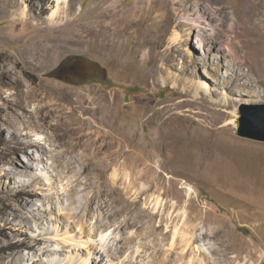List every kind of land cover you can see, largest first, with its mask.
<instances>
[{
    "label": "rangeland",
    "instance_id": "1",
    "mask_svg": "<svg viewBox=\"0 0 264 264\" xmlns=\"http://www.w3.org/2000/svg\"><path fill=\"white\" fill-rule=\"evenodd\" d=\"M97 1L69 0L53 19L54 0H0V264H109L104 249L94 253L101 232L104 245L121 256L111 264H185L191 258L194 264H264V184L244 178L247 169L264 180V140L237 132L245 107L247 130L264 135L253 119L254 107L264 105V0H153L151 15L135 12L145 21L118 29L91 22L111 2ZM198 4L209 15L201 27L181 17ZM171 11L175 23L161 26L156 15ZM201 30L205 48L196 44ZM92 37L98 44L90 45ZM35 43L46 49L58 44L59 54L41 66L29 53ZM58 82L93 103H111L125 123L137 121L153 153L149 163L160 170L153 185L148 178L131 185L130 178L115 180V170H131L114 160L121 146L110 129L99 133L77 121L71 125L77 135L63 137L56 120L46 122L49 107L61 109L65 120L77 116L67 95L51 93ZM202 134L207 148L220 137L236 140L228 153L243 173H234L229 185L212 175L176 172V153L199 143ZM30 142L41 147L24 146ZM110 162L101 176L96 166ZM157 198L162 207L156 211ZM188 230L201 251L183 255L180 234Z\"/></svg>",
    "mask_w": 264,
    "mask_h": 264
},
{
    "label": "bare ground",
    "instance_id": "2",
    "mask_svg": "<svg viewBox=\"0 0 264 264\" xmlns=\"http://www.w3.org/2000/svg\"><path fill=\"white\" fill-rule=\"evenodd\" d=\"M54 1L56 2L57 7L56 9H54L52 13L51 17L53 19L58 17V12L61 8H65V6L67 8L69 0H54ZM107 1L108 0H98L97 4L105 3ZM110 1L111 2L108 1L109 4L105 8L107 11L103 12L102 14L96 16L95 18L91 20V22H94V25L96 24L97 27L98 26H108L109 27L111 25L115 26V29H118L122 25L131 27L134 24H139L145 21L146 15L145 16L139 15V14L137 15L136 11L142 10V11H145L146 14L151 15L156 9L155 7H152L150 5L153 2V0H144V1L136 0V3L132 5L126 3L125 0H110ZM172 1H176V0H172ZM140 2L147 3V7L144 8V5L140 4ZM206 11L207 10L205 8L201 7V5L198 4L194 7V12L187 13V14L181 13L182 14L181 17L184 18L185 20L184 22L197 24L199 27H201L203 24V22H201L202 21L201 19L207 20V18L209 17ZM22 16L25 18L26 17L28 18L31 16V10L29 9L27 4L23 5L22 7ZM155 18L158 21V23L164 27H167V26L169 27L173 23H175L174 12L172 11L169 13L168 12L162 13V14L158 13ZM215 18L216 17H213V19ZM179 25L180 23H177L173 30V35H172L173 42H177L179 39L180 33L178 29L176 28ZM202 29L204 28L202 27ZM192 31H193V27H190V32ZM197 36L199 37L201 36L198 42H196L197 47L205 48L206 42H205L204 37H206V35L201 30V32L198 33ZM97 42L98 40L92 37V39L90 40V45L91 46L96 45L98 44ZM58 49H59V45L55 43L52 46H49V48L47 49L45 45L40 44V43H35L31 47L29 53L32 52L33 53L32 55L36 57V59H40L42 61L41 66H43L44 64H48L49 62H52L55 59V56L59 54ZM51 84H52L51 93H53L54 96L59 95L60 97H64L65 95H67V98L71 102H73V103H70L72 105V109L77 113L76 118L65 120L63 113H61V109H58V108L53 109L50 107L46 109V113H45L46 122L51 123L52 120H56V122L53 123V126L57 130L62 131L61 134L63 137L77 135L74 128L71 127V125L76 124L77 121H79V123H81L82 126H86L92 129L94 128L99 133L103 131L105 132V128H108L110 129V132L113 133V135L116 136L118 140H120L121 149L119 150L117 158H115L114 160L120 162V164H118L120 168L130 167V170H131L130 175L128 173L123 175L122 173H119L115 170V174H116L115 180L120 181L121 179H125V177L126 179L130 178L129 185H131V184H136L139 178L140 179L148 178L147 180L151 182V185H153V182H154L153 180H155V178H158V179L160 178L159 168L156 169V166L149 163V158L152 152L146 151L144 142L141 138V135L138 132V128H137L138 123L136 120H133L132 123H129V121H126L127 123H125L124 118L119 116L120 109H116V107H114L111 103H93L94 99L93 97L91 98L89 95L85 96L84 94L79 93L78 91H73L69 87L62 85L59 82L51 83ZM86 113H91L90 117H88L87 119L82 117V115ZM97 114L99 115V117L95 116ZM127 126L130 127V132H131L129 133L130 135L128 134V136L125 135ZM83 136L84 135H78V136H75V138L81 139L83 138ZM160 136L157 137L155 140H153L152 145H154L156 141L161 140ZM163 136L164 138L168 137L167 134H164ZM204 137L205 136L202 134L201 140L199 143H196L191 146L188 145L185 148L186 151L184 152L179 151L176 153L174 160L177 159V161H179L178 170L176 172L181 175H191L192 172H195V173L203 174L204 177L212 175L213 178H215L217 182H220V184L221 183L224 184L225 182H227L229 185L230 179L236 176V175L234 176V173L235 174H238V172L243 173V168H238V165L240 164L238 163V160L235 159L234 157H231L228 153L229 148L232 147L234 143H236V140H234L231 136H229L228 140L226 141L223 138L221 139L220 137V140H216V142L212 145V147L207 148L205 146ZM223 143H228V146L222 145ZM27 145L29 146L34 145V146H37L38 148L41 147L40 142H30V143L24 144L25 147ZM203 157L205 158L203 159ZM111 164L112 163L110 162V163H107L103 167L96 166V169L99 171L100 175L103 176L105 175L106 169L111 167ZM141 165H144V167L141 168ZM132 171H134L137 174L135 177H132L133 175ZM201 171L203 172L201 173ZM246 172L248 173L247 175L244 176L242 174L245 179L248 178L252 180L255 184L257 183V181L259 183L264 184L263 179L256 177L255 175H253L252 172L251 173L248 172L247 169H246ZM252 176L254 178H252ZM150 177H154V178H152L151 180ZM158 185L159 184L157 183L156 186ZM242 185H244V183ZM191 192H192L191 187L187 188L186 194L188 196L191 195ZM159 206L161 208L162 204H161V200L157 198L156 201L154 202V208L156 209V211L159 208ZM78 223L81 227H83L82 225L84 224V220L80 219ZM177 232L180 233L178 227H176L174 238L177 236L176 234ZM181 232L182 233L180 235L183 236V240L180 241V245L182 246L183 255L185 253V250H188L190 248H192L193 250L197 249V252L201 251V247L199 245H195V246L193 245V242H194L193 240H196L195 233L193 231L188 230V231H181ZM201 233L203 232H200V234ZM88 235H89V238H94L92 237L93 235L91 233ZM105 236L106 234H103L101 232V242L98 243V246L96 250L94 251V253L100 254L101 252L98 249H104L105 252L107 253L106 254L107 258L104 260H108L109 264H111L114 262V259L116 258V256H118V253L113 247H106L104 245L103 241L105 239ZM197 240H201V237L197 236ZM86 241L88 242L89 240L87 239ZM36 243H40V240L37 239ZM173 245L174 243L172 244V246ZM90 247L94 248V246H90ZM43 251L49 255L53 254V253H49L48 249H44ZM117 258L119 259L121 258V256L119 255ZM194 260H195L194 258L188 259L186 260L185 264H194ZM85 261L86 260H82L78 264H84ZM198 264H203L202 259L200 260ZM251 264H254V262Z\"/></svg>",
    "mask_w": 264,
    "mask_h": 264
},
{
    "label": "water",
    "instance_id": "3",
    "mask_svg": "<svg viewBox=\"0 0 264 264\" xmlns=\"http://www.w3.org/2000/svg\"><path fill=\"white\" fill-rule=\"evenodd\" d=\"M254 124L259 125L261 129H264V105H258L254 107ZM248 108L243 107L241 112H240V117H239V127H238V134L242 136H247L259 140H264V135L257 134L252 131H248L246 128V122L249 117L250 112L247 110Z\"/></svg>",
    "mask_w": 264,
    "mask_h": 264
}]
</instances>
